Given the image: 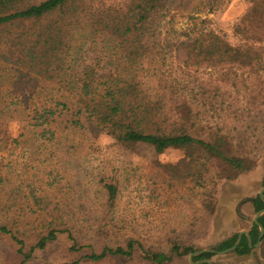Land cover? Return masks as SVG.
Returning <instances> with one entry per match:
<instances>
[{
	"label": "rangeland",
	"instance_id": "374dc122",
	"mask_svg": "<svg viewBox=\"0 0 264 264\" xmlns=\"http://www.w3.org/2000/svg\"><path fill=\"white\" fill-rule=\"evenodd\" d=\"M84 1L89 15L73 32L66 72L81 75L94 66L98 75H107L113 70L109 46L99 37L92 40L89 18L110 16L114 23L146 0ZM253 6L264 10V0H164L156 21L160 38L149 40L141 67L127 68L145 78L148 88L167 93L160 113L191 104L194 113L185 121L195 125L192 135L204 139L215 132L227 139L229 155L243 157L250 168L241 174L198 149L188 156L181 149L156 154L147 146L123 147L105 131L72 128V112L36 124L32 110L55 106L49 104L54 88L31 82L11 56L17 36L31 26L0 30V227L12 228L27 251L50 231H63L25 264H154L147 253L211 250L251 230L257 214L252 199L264 187V70L187 66L181 44L203 30L241 44L236 28ZM258 47L264 56V40ZM125 55L114 52L112 62ZM40 88H48L47 98H27V92L42 93ZM108 184L116 187L113 201ZM130 241L132 257L87 259L106 247L126 248ZM262 244L249 256L216 255L212 262L264 264ZM22 261L19 246L0 233V264ZM164 264H191L190 255H174Z\"/></svg>",
	"mask_w": 264,
	"mask_h": 264
},
{
	"label": "trees",
	"instance_id": "16d2710c",
	"mask_svg": "<svg viewBox=\"0 0 264 264\" xmlns=\"http://www.w3.org/2000/svg\"><path fill=\"white\" fill-rule=\"evenodd\" d=\"M163 2L164 0L140 2V6L132 10V14L124 16L123 19L119 17L114 23L110 16H91L89 35L95 42L99 37L103 40V44L107 43L109 46L107 49L109 55H107L113 70L107 75H98L94 66H87L81 75H72L66 72L71 66L67 65L70 57V42L77 24L79 25L84 17L88 18L89 13H85L83 7L85 1L0 0V30L31 26L26 32L18 35L11 46V56H14L15 65L28 73L31 82L40 80L47 84L45 88H54L51 89L52 98L49 99V104L54 102L55 106L51 105L52 108L49 107L47 110L43 107H35L30 119L38 124L42 119L47 122L58 113L62 115L64 111L72 112L73 119L69 122L72 128L90 130L94 133L105 131L123 147L147 146L156 154H162L168 149H181L188 156L192 155L190 151L193 153L198 149L241 174L250 168H246L243 157L229 155L227 139L217 136L215 132L204 139L192 135L195 125L185 121L194 113L191 104L180 103L176 111L172 106L168 114L160 113L158 110L162 108L167 93L148 88L145 78L128 70L134 65L141 67L143 64L141 58L148 50L149 40L160 38L161 34L157 30L160 24L157 25L156 21L160 20ZM107 20L112 23H104ZM236 35L241 42L237 46L231 45L224 36L210 30H203L195 37L190 36V41L181 44L186 52L184 62L187 66L201 63H211L212 66L227 64L256 74L263 71L264 56L258 44L260 39L264 40V10L253 6L238 24ZM247 39V43H244ZM121 50L126 53L123 57L125 60L113 63L111 58L114 52ZM126 62L130 63L125 64ZM40 89L42 93L39 94L35 91L27 92V98L31 101L38 97L41 99L48 88ZM167 91L171 93L172 90L168 88ZM45 96L43 100L48 97ZM178 100L185 99L180 97ZM83 119L86 123H83ZM168 121L173 122L168 124ZM262 184L264 186V178ZM106 188L109 192V200L113 201L116 187L108 184ZM252 202L257 213L264 210V201L260 195L252 199ZM258 223L260 225L253 223L249 231L252 247L248 237L244 235L241 244L234 252L236 255L249 256L256 251L255 245L261 234L259 226L264 228V215L258 219ZM58 232L63 231H50L27 251L24 241L15 235L12 228L0 227V233L11 236L13 242L19 246V254L23 258L22 264L28 262L36 250H44L49 243L57 239ZM237 238L238 234H235L211 250L218 252L227 250L236 244ZM134 252L135 243L130 241L126 248L106 247L100 254H93L87 259L98 262L108 257H132ZM195 252L197 250L192 248H185L180 252L175 247L171 255L147 253L146 257L154 264H164L172 261L174 255L181 257ZM214 256L216 255L213 253H204L193 256L192 261L198 263L212 260Z\"/></svg>",
	"mask_w": 264,
	"mask_h": 264
},
{
	"label": "water",
	"instance_id": "95a60500",
	"mask_svg": "<svg viewBox=\"0 0 264 264\" xmlns=\"http://www.w3.org/2000/svg\"><path fill=\"white\" fill-rule=\"evenodd\" d=\"M260 197H261V199L264 201V187H263L262 191L260 192ZM263 215H264V210L259 211V212L256 214V217H255V219H254L255 224L260 225V224L258 223V219H259L261 216H263ZM259 227H260V230H261V234H260V237H259V239H258L257 244L255 245L256 248H258V247L260 246V244H261V242H262V239H263V237H264V228L261 227V226H259ZM244 235L248 237L250 247H252V240H251V237H250V235H249V232H247V231H242V232H240V233L238 234L237 242H236V244H235L233 247H231V248H229V249H227V250H224V251H219V252H218V251H214V250H201V251H197V252H195L194 254H191V255H190L191 264H202V263L213 264L211 260H203V261H200V262H198V263H194V262L192 261L193 256H199V255H202V254H204V253H213V254H215V255H226V254L234 253L235 250H236V249L239 247V245L241 244V242H242V238H243Z\"/></svg>",
	"mask_w": 264,
	"mask_h": 264
},
{
	"label": "crops",
	"instance_id": "0c3cea01",
	"mask_svg": "<svg viewBox=\"0 0 264 264\" xmlns=\"http://www.w3.org/2000/svg\"><path fill=\"white\" fill-rule=\"evenodd\" d=\"M255 219V218H254ZM255 223V222H254ZM212 261V260H211ZM213 263V262H212Z\"/></svg>",
	"mask_w": 264,
	"mask_h": 264
}]
</instances>
